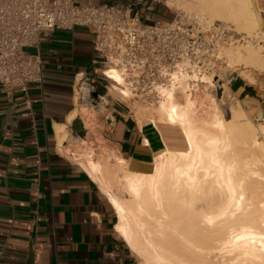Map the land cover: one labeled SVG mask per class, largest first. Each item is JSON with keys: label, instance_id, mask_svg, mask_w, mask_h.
<instances>
[{"label": "crops", "instance_id": "obj_1", "mask_svg": "<svg viewBox=\"0 0 264 264\" xmlns=\"http://www.w3.org/2000/svg\"><path fill=\"white\" fill-rule=\"evenodd\" d=\"M74 1L118 5L143 21L173 15L168 0ZM256 5L264 35V0ZM34 51L43 80L29 87L31 106L0 89V264H137L74 154L89 151L101 166L114 165L116 154L128 170L148 173L156 155L183 147L180 133L113 94L86 28L50 31ZM241 95L264 102V89Z\"/></svg>", "mask_w": 264, "mask_h": 264}, {"label": "bare ground", "instance_id": "obj_2", "mask_svg": "<svg viewBox=\"0 0 264 264\" xmlns=\"http://www.w3.org/2000/svg\"><path fill=\"white\" fill-rule=\"evenodd\" d=\"M176 2L245 35V44L230 45L224 54L227 67H240L239 77L254 84L252 71L264 73V44L252 42H264L255 1L167 3ZM105 74L113 81V94L127 101L129 92L115 84L121 81L118 71ZM201 83H211V76L202 75ZM190 90L184 78L177 89L162 90L152 120L177 128L183 147L156 155L150 172L128 170L116 154L112 171L92 160L89 151L74 156L83 157L80 165L114 210L115 231L144 264H264V124L252 123L238 103L228 108L226 119L206 88ZM112 182L126 197L114 192Z\"/></svg>", "mask_w": 264, "mask_h": 264}, {"label": "built area", "instance_id": "obj_3", "mask_svg": "<svg viewBox=\"0 0 264 264\" xmlns=\"http://www.w3.org/2000/svg\"><path fill=\"white\" fill-rule=\"evenodd\" d=\"M86 28L99 56L100 75L114 68L129 92L128 102L156 105L163 89H177L184 78L190 91L201 76L221 83L227 63L224 49L243 36L223 22L173 9L167 20H141L114 4L81 5L74 0H0V89L21 94L30 107V85H41V38L55 29ZM27 49H33L28 52ZM198 79V80H197ZM209 85V84H207Z\"/></svg>", "mask_w": 264, "mask_h": 264}, {"label": "rangeland", "instance_id": "obj_4", "mask_svg": "<svg viewBox=\"0 0 264 264\" xmlns=\"http://www.w3.org/2000/svg\"><path fill=\"white\" fill-rule=\"evenodd\" d=\"M179 1H180V3L190 4V5H195L197 3V0H179ZM254 1L256 4L257 0H254ZM169 7H171L172 9H177L179 11H185V12H189V13H197L195 8H191L190 10L189 9L186 10L185 8L179 7L177 2H176V4H172ZM259 9L260 8L256 5V10L260 14ZM202 17L207 18L209 21L223 22L218 18L211 19L205 15H203ZM223 23H225V22H223ZM231 27L234 29V31L239 33V31L236 30L234 28V26H231ZM240 34L242 36H245L242 33H240ZM245 42H246V39L243 37V40L240 43H236L234 45H238V44H242V43L245 44ZM252 42L254 44H260V45L264 44L263 41H261V42L252 41ZM27 51L32 52L33 49H27ZM236 69H237V71H233V68L227 67V69L225 70L226 74L224 75V79L222 80L221 83H213L214 86H212L211 83H208L209 85H207V83H206V84L202 85V87H199V88H201V89L206 88L207 98L209 100H211L212 98L214 99V102L216 103L214 108H216L217 111H221L222 112L221 114H223L224 117H226L228 115L226 117V119H228L229 115H230V113H228L229 112L228 108H230L231 105L238 103V104H241L240 106L242 107L246 117L252 123L264 124V102L260 103L257 100H250L249 101L241 95V93H243V91H245V90L247 91V90L251 89L252 87H255L258 91H259V89H264V73L252 71V74H253L252 77L255 79L256 82L254 84H250V83L244 81L243 79H241L239 77L241 68L238 67ZM237 82H241V83L235 89L234 86L236 85ZM177 98L179 101H181V94L180 93L177 94ZM119 99H121V98H119ZM261 99H264V98H261ZM126 103L130 106V108L134 109L135 114L137 113V115H139V113H140V116L141 115H150L151 118L153 116H155V113L153 110L155 109L157 104L152 105V106H142V105H140V103H132V102H128V100L126 101ZM209 109H210L209 111L207 110L208 114H210L209 112L213 110L211 105L209 106ZM237 158L239 161H243V160L245 161V156L241 152H237ZM110 165L111 164L108 163V164H105L103 166L108 168V170L110 169L112 171L111 168L116 167V165L112 166V167ZM103 166H102V168H104ZM106 168L103 169V173L107 175V172H110V171H107ZM118 186L119 185L112 182V188H116V189H113L114 192H116L117 195H119L122 198L126 197L125 192L123 190H121L122 188L120 189ZM211 260H214L216 262L217 257H213ZM136 261H137V264H144L143 261L141 259H139L137 256H136Z\"/></svg>", "mask_w": 264, "mask_h": 264}, {"label": "water", "instance_id": "obj_5", "mask_svg": "<svg viewBox=\"0 0 264 264\" xmlns=\"http://www.w3.org/2000/svg\"><path fill=\"white\" fill-rule=\"evenodd\" d=\"M241 82H237L234 88H236L238 85H240Z\"/></svg>", "mask_w": 264, "mask_h": 264}]
</instances>
